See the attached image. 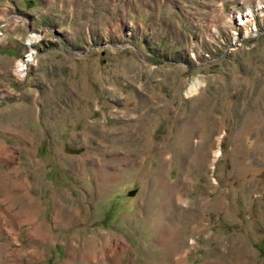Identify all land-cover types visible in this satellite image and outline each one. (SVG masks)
Instances as JSON below:
<instances>
[{
  "label": "rangeland",
  "instance_id": "rangeland-1",
  "mask_svg": "<svg viewBox=\"0 0 264 264\" xmlns=\"http://www.w3.org/2000/svg\"><path fill=\"white\" fill-rule=\"evenodd\" d=\"M0 142V264H264V0H0Z\"/></svg>",
  "mask_w": 264,
  "mask_h": 264
},
{
  "label": "bare ground",
  "instance_id": "bare-ground-1",
  "mask_svg": "<svg viewBox=\"0 0 264 264\" xmlns=\"http://www.w3.org/2000/svg\"><path fill=\"white\" fill-rule=\"evenodd\" d=\"M260 5H263V3H259L257 6L258 8L260 7ZM261 9V7L259 8ZM253 18V12L251 10H249L248 12V15L244 16V17H239V25L243 26L245 25L246 23L250 22L251 21V18ZM37 36V34H35L34 32H31V36H30V40H29V44L30 45H33L35 42H34V37ZM37 38V37H36ZM34 49V48H33ZM34 51H32L31 55H29L24 62L18 64V70H19V74L21 75V72L20 70H25L26 67H27V62H33L35 61L34 60ZM23 76V74H22ZM202 81H199L198 79L194 80L191 82L190 86H189V89L186 93V96L188 97H193L194 95H196L201 87L203 86V83H201ZM13 150V149H12ZM14 153V151H10L8 150L4 144L2 142H0V162L1 161H4L6 158H9L10 157V154L12 155ZM218 156V154H217ZM68 219V217H67ZM66 219V220H67ZM57 221H60L58 218H57ZM44 232H39V229L36 228L34 230V236L38 239H41L42 241H45L46 240V237L47 235H49L47 232V234H42ZM104 235V234H103ZM93 237V236H92ZM96 238V237H94ZM100 239V238H99ZM105 239V238H104ZM107 239V238H106ZM110 240V239H109ZM97 241V240H96ZM95 240L90 239L88 242H81V244H77L76 242H74V250H76L77 248H81L82 252L81 254H78V259H83V260H86V263L88 264H108L106 261H105V258H109V261L111 264H114V259L113 257L114 256H125L129 250L126 249L125 246H123L122 244H120L118 241L117 243H112L111 245L105 247V243L104 241H102L103 245L102 247L104 246L105 249H101L100 251H97V245H99ZM99 242V240H98ZM109 242V241H108ZM111 243V242H109ZM87 248V250H86ZM85 249V250H84ZM247 256V255H246ZM72 257V256H71ZM77 258V257H76ZM76 258H74L73 260H75ZM80 261V260H79ZM177 264H183V259L180 260L179 263Z\"/></svg>",
  "mask_w": 264,
  "mask_h": 264
},
{
  "label": "built area",
  "instance_id": "built-area-1",
  "mask_svg": "<svg viewBox=\"0 0 264 264\" xmlns=\"http://www.w3.org/2000/svg\"><path fill=\"white\" fill-rule=\"evenodd\" d=\"M22 61H23V60H22ZM22 61H21V62H22ZM20 71L23 72L24 70H20ZM21 75H22V73H21ZM21 75H19V76H21Z\"/></svg>",
  "mask_w": 264,
  "mask_h": 264
},
{
  "label": "water",
  "instance_id": "water-1",
  "mask_svg": "<svg viewBox=\"0 0 264 264\" xmlns=\"http://www.w3.org/2000/svg\"><path fill=\"white\" fill-rule=\"evenodd\" d=\"M129 196H131V195L129 194Z\"/></svg>",
  "mask_w": 264,
  "mask_h": 264
}]
</instances>
